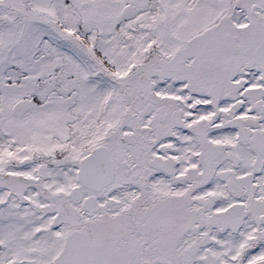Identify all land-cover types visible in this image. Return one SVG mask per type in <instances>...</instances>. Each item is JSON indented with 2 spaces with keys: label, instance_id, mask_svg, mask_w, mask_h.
Returning a JSON list of instances; mask_svg holds the SVG:
<instances>
[{
  "label": "snow or ice",
  "instance_id": "obj_1",
  "mask_svg": "<svg viewBox=\"0 0 264 264\" xmlns=\"http://www.w3.org/2000/svg\"><path fill=\"white\" fill-rule=\"evenodd\" d=\"M0 264H264V0H0Z\"/></svg>",
  "mask_w": 264,
  "mask_h": 264
}]
</instances>
